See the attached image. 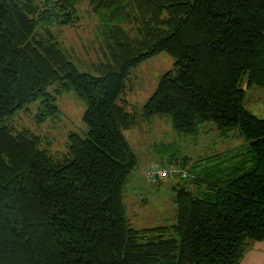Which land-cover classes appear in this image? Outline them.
<instances>
[{"label": "trees", "instance_id": "1", "mask_svg": "<svg viewBox=\"0 0 264 264\" xmlns=\"http://www.w3.org/2000/svg\"><path fill=\"white\" fill-rule=\"evenodd\" d=\"M77 2L0 0V264H240L264 241V117L244 106L247 87L264 89V0H89L102 52L89 71L51 27L75 25ZM160 52L175 63L144 118L171 114L189 134L213 122L224 138L238 128L248 158L214 155L173 187V223L139 229L124 201L137 165L125 95L131 70ZM55 83L88 104L87 131L61 156L7 121L37 100L38 123L58 116Z\"/></svg>", "mask_w": 264, "mask_h": 264}, {"label": "rangeland", "instance_id": "2", "mask_svg": "<svg viewBox=\"0 0 264 264\" xmlns=\"http://www.w3.org/2000/svg\"><path fill=\"white\" fill-rule=\"evenodd\" d=\"M77 7L79 20L75 25L61 26L55 22L51 27L57 33L62 48L71 56L79 70L89 71L92 63L102 59L97 29L99 19L92 12L89 0H78ZM174 63V57L167 52L145 59L131 70L129 88L125 95L129 103L128 110L137 115V123L124 131L137 157V165L125 187L124 201L127 218L132 226L139 229L173 223L176 214V192L173 187L188 183L191 179L188 175L212 166L216 162L214 155L219 153L224 158L237 153L240 154L238 159L248 158L249 144L238 128L231 130L229 137L224 138L213 122L203 123L196 133L189 134L175 129L171 114L144 118L145 102L157 88L161 76L173 68ZM58 86L55 83L48 88L57 96L56 102L60 108L58 116L38 123L40 100H37L7 120L19 129L26 127L42 136L43 146L54 156L67 152L70 132L84 136L87 131L83 120L87 101L71 91L58 93ZM243 86L246 87L244 84ZM244 106L263 118L264 89L247 87ZM154 166L176 168L178 175H172L165 182L158 180L151 183L145 174L147 169ZM222 166L227 167L228 162ZM227 170L226 168L225 172ZM180 175L186 177L181 178ZM255 243L245 252L240 264H261V248Z\"/></svg>", "mask_w": 264, "mask_h": 264}, {"label": "built area", "instance_id": "3", "mask_svg": "<svg viewBox=\"0 0 264 264\" xmlns=\"http://www.w3.org/2000/svg\"><path fill=\"white\" fill-rule=\"evenodd\" d=\"M176 168L154 166L146 170V178L149 182L154 183L158 180H164L176 174Z\"/></svg>", "mask_w": 264, "mask_h": 264}, {"label": "crops", "instance_id": "4", "mask_svg": "<svg viewBox=\"0 0 264 264\" xmlns=\"http://www.w3.org/2000/svg\"><path fill=\"white\" fill-rule=\"evenodd\" d=\"M167 180H168V178L167 179H164V180H160V181L161 182H165ZM256 243H257L258 247L261 248V264H264V241H261V243L258 241ZM256 243H255V245H256Z\"/></svg>", "mask_w": 264, "mask_h": 264}]
</instances>
